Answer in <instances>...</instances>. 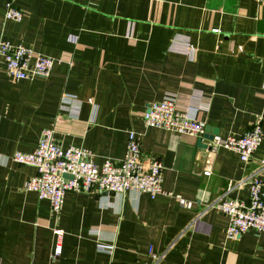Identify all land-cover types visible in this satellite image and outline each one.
Wrapping results in <instances>:
<instances>
[{"label":"crops","instance_id":"crops-1","mask_svg":"<svg viewBox=\"0 0 264 264\" xmlns=\"http://www.w3.org/2000/svg\"><path fill=\"white\" fill-rule=\"evenodd\" d=\"M8 1L0 40L61 61L47 78L18 82L0 63V264H264V232L228 237L229 217L215 207L247 201L252 178L264 183V0H16L20 22L5 19ZM166 95L222 138L261 117L262 141L242 162L146 129L141 115ZM47 128L97 164L120 160L135 132L168 194L69 191L54 214L24 189L35 168L12 160Z\"/></svg>","mask_w":264,"mask_h":264},{"label":"built area","instance_id":"built-area-1","mask_svg":"<svg viewBox=\"0 0 264 264\" xmlns=\"http://www.w3.org/2000/svg\"><path fill=\"white\" fill-rule=\"evenodd\" d=\"M15 1L7 2L4 17L9 21L20 22L24 14L15 6ZM60 61L21 44L0 40V63L7 77L15 82L36 77L47 78L54 64ZM66 62L70 64V59ZM141 117L146 129L195 138H201L205 133V124L179 110L173 95H166L162 100L150 104ZM54 135V128H47L42 131L32 151H15L12 155L14 162L35 168V174L25 182L24 189L36 192L41 199H47L54 214L61 210L65 194L69 191L124 193L135 190L145 192L151 198L167 193L161 185L162 164L156 160L144 163L140 159V141L135 132H128L125 153L120 160L105 159L101 164L93 161L92 153L87 148L75 145L63 147ZM262 135V118L257 117L242 136L222 138L215 135L211 141H207V145L211 151L219 148L231 150L240 161L247 162L262 141ZM203 174L209 176L210 167L204 169ZM248 184L247 201L223 199L215 203V207L229 217L226 228L228 237H235L249 229L264 232V183L255 177ZM231 187L230 182L227 188ZM178 198L183 205L191 206V202ZM54 232L61 235L62 231ZM58 253L60 246L55 250V254Z\"/></svg>","mask_w":264,"mask_h":264},{"label":"water","instance_id":"water-1","mask_svg":"<svg viewBox=\"0 0 264 264\" xmlns=\"http://www.w3.org/2000/svg\"><path fill=\"white\" fill-rule=\"evenodd\" d=\"M217 133L215 128L206 126L204 135L197 140V145L201 148H208L207 141H211Z\"/></svg>","mask_w":264,"mask_h":264}]
</instances>
